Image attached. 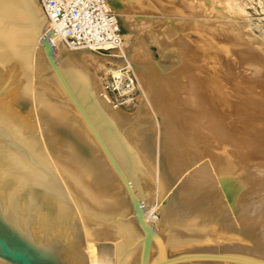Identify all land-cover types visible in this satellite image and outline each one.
<instances>
[{
	"label": "water",
	"instance_id": "obj_1",
	"mask_svg": "<svg viewBox=\"0 0 264 264\" xmlns=\"http://www.w3.org/2000/svg\"><path fill=\"white\" fill-rule=\"evenodd\" d=\"M55 34L39 31L27 0H0V264H264L198 251L255 245L205 208L166 209V181L137 131L149 122L139 107L123 120L62 38L54 54Z\"/></svg>",
	"mask_w": 264,
	"mask_h": 264
},
{
	"label": "rangeland",
	"instance_id": "obj_2",
	"mask_svg": "<svg viewBox=\"0 0 264 264\" xmlns=\"http://www.w3.org/2000/svg\"><path fill=\"white\" fill-rule=\"evenodd\" d=\"M126 2L123 8L126 18L138 21L152 50L155 47L158 50L154 58L159 69L173 70L177 76L174 91L182 101V111L201 115L206 125L219 121L218 130L227 150L237 152L244 161L235 168L239 172L244 167L238 177L244 182L233 202L237 203L235 211L253 226L237 225L234 210L213 213L219 214L224 226L249 237L255 246L233 242L211 246L214 249L210 251H242L264 259V173L258 174L264 171V155H257L264 150V142H255L251 136L252 119L246 118L243 108H230L228 116H220L218 110L214 116L197 94L199 78L206 73L223 79L235 101L240 98L237 92L241 86L248 85L259 93L264 91V0H143L141 7ZM134 36L130 34L131 38ZM54 54H58L55 48ZM100 72L107 95L104 98L119 112L133 113L141 90L131 69L124 73L119 66L105 63ZM116 73L120 75L117 81ZM253 121L262 126L257 129L264 128L260 119ZM159 215V211H153L156 220ZM230 244L237 248L229 247Z\"/></svg>",
	"mask_w": 264,
	"mask_h": 264
},
{
	"label": "bare ground",
	"instance_id": "obj_3",
	"mask_svg": "<svg viewBox=\"0 0 264 264\" xmlns=\"http://www.w3.org/2000/svg\"><path fill=\"white\" fill-rule=\"evenodd\" d=\"M27 1L35 15L39 31L43 34L53 28L42 9L37 6L34 10L30 1ZM125 1L133 6H143V0H109L119 15L122 29V41L119 45L73 50L82 57L87 68L98 79L103 97L107 96L103 78L99 74L103 64H115L124 73L127 72V68L133 72L141 90L137 106L138 122H149L147 126L139 127L137 131L144 133L142 145L166 181L168 189L165 207L169 212L183 217L201 207L215 213H223L226 209L227 212L235 211L236 201L233 202V199L240 192L244 182L243 178L238 179L244 167L239 172L235 171V168L243 165V159L239 158V154L237 156V152L227 150L218 130L219 121L206 125L201 115L182 111L180 105L182 101L175 96L177 76L173 70L159 69L154 58L158 50L156 47L153 49L155 51L152 50L153 46L140 31L138 21L132 22L126 18L123 9ZM131 33L135 35L133 38L130 37ZM51 38L53 48L59 54L57 43L61 37L56 33ZM199 82L200 89L197 94L211 115L220 110V116H228L232 108L237 106L243 108L246 118L252 119L249 120L252 126L251 136L255 137V142H264V128L257 129L262 126L258 127L259 125L253 121L258 118L259 123L264 126V91L259 93L250 89L248 85L241 86L238 92L236 91L240 98L235 101L226 89L223 79L218 76L206 73L199 78ZM105 99L107 100V97ZM185 99L189 98L185 96ZM136 110L131 114L117 111L123 120H129ZM257 155H264V150H259ZM263 173L264 171L258 172L259 175ZM154 210L159 211L155 205L149 206L146 214L159 221L153 216ZM234 215L237 225L253 226L248 220L243 219L238 211H235ZM230 245L228 246L231 248L236 247L235 244ZM211 248L214 249L215 246L200 249L210 251Z\"/></svg>",
	"mask_w": 264,
	"mask_h": 264
},
{
	"label": "built area",
	"instance_id": "obj_4",
	"mask_svg": "<svg viewBox=\"0 0 264 264\" xmlns=\"http://www.w3.org/2000/svg\"><path fill=\"white\" fill-rule=\"evenodd\" d=\"M53 30L71 49L115 47L122 41L119 15L109 0H39ZM116 73L115 81L120 77Z\"/></svg>",
	"mask_w": 264,
	"mask_h": 264
}]
</instances>
